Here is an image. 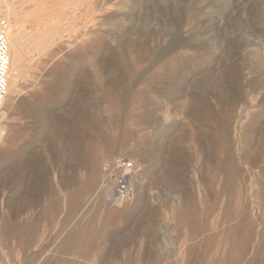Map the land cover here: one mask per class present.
Returning <instances> with one entry per match:
<instances>
[{"label": "rangeland", "instance_id": "374dc122", "mask_svg": "<svg viewBox=\"0 0 264 264\" xmlns=\"http://www.w3.org/2000/svg\"><path fill=\"white\" fill-rule=\"evenodd\" d=\"M0 11V264H264V0Z\"/></svg>", "mask_w": 264, "mask_h": 264}, {"label": "built area", "instance_id": "2783aa9c", "mask_svg": "<svg viewBox=\"0 0 264 264\" xmlns=\"http://www.w3.org/2000/svg\"><path fill=\"white\" fill-rule=\"evenodd\" d=\"M9 31V21L0 17V112L6 99L10 73ZM124 188V185H121V190H124Z\"/></svg>", "mask_w": 264, "mask_h": 264}, {"label": "bare ground", "instance_id": "6f19581e", "mask_svg": "<svg viewBox=\"0 0 264 264\" xmlns=\"http://www.w3.org/2000/svg\"><path fill=\"white\" fill-rule=\"evenodd\" d=\"M1 12V11H0ZM4 14V12H2ZM9 44H10V73H9V78H8V87H7V94H6V97L7 95L9 94V89H10V84H11V80H12V70H13V67L15 65V62H16V58L14 56V52H13V49L14 48H18V36H14L13 39H9ZM5 104V102H4ZM4 107V105L2 106V108Z\"/></svg>", "mask_w": 264, "mask_h": 264}, {"label": "water", "instance_id": "95a60500", "mask_svg": "<svg viewBox=\"0 0 264 264\" xmlns=\"http://www.w3.org/2000/svg\"><path fill=\"white\" fill-rule=\"evenodd\" d=\"M22 103H23V100H21L20 104L22 105Z\"/></svg>", "mask_w": 264, "mask_h": 264}]
</instances>
